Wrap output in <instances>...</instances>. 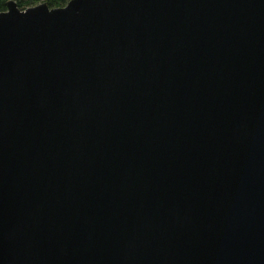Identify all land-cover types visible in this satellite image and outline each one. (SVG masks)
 Listing matches in <instances>:
<instances>
[{
	"label": "water",
	"instance_id": "95a60500",
	"mask_svg": "<svg viewBox=\"0 0 264 264\" xmlns=\"http://www.w3.org/2000/svg\"><path fill=\"white\" fill-rule=\"evenodd\" d=\"M0 11V264H264V0Z\"/></svg>",
	"mask_w": 264,
	"mask_h": 264
},
{
	"label": "trees",
	"instance_id": "16d2710c",
	"mask_svg": "<svg viewBox=\"0 0 264 264\" xmlns=\"http://www.w3.org/2000/svg\"><path fill=\"white\" fill-rule=\"evenodd\" d=\"M7 0H0V11L6 9V2ZM16 5L23 9L35 4H38L40 2H45L49 7H58L63 6L67 3L68 0H13Z\"/></svg>",
	"mask_w": 264,
	"mask_h": 264
}]
</instances>
